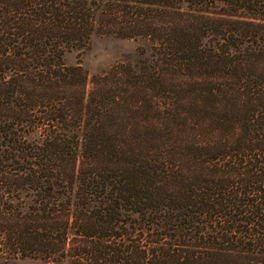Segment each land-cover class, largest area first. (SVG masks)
<instances>
[{"label": "trees", "instance_id": "1", "mask_svg": "<svg viewBox=\"0 0 264 264\" xmlns=\"http://www.w3.org/2000/svg\"><path fill=\"white\" fill-rule=\"evenodd\" d=\"M98 34L137 58L66 62ZM0 248L264 264V0H0Z\"/></svg>", "mask_w": 264, "mask_h": 264}, {"label": "rangeland", "instance_id": "2", "mask_svg": "<svg viewBox=\"0 0 264 264\" xmlns=\"http://www.w3.org/2000/svg\"><path fill=\"white\" fill-rule=\"evenodd\" d=\"M140 44L136 39L98 34L88 44L68 51L65 60L68 64H81L92 77L108 70L119 61L137 58ZM3 252L0 248V264H47L42 258L8 257Z\"/></svg>", "mask_w": 264, "mask_h": 264}]
</instances>
